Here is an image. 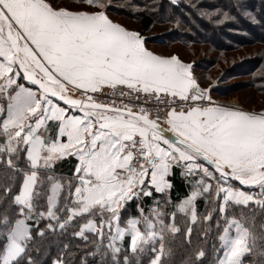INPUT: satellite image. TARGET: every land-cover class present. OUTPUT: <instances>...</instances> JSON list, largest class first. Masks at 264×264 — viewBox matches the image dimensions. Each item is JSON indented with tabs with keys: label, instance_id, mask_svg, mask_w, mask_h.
Returning <instances> with one entry per match:
<instances>
[{
	"label": "snow or ice",
	"instance_id": "snow-or-ice-1",
	"mask_svg": "<svg viewBox=\"0 0 264 264\" xmlns=\"http://www.w3.org/2000/svg\"><path fill=\"white\" fill-rule=\"evenodd\" d=\"M111 3L0 0V264H264V110Z\"/></svg>",
	"mask_w": 264,
	"mask_h": 264
},
{
	"label": "trees",
	"instance_id": "trees-1",
	"mask_svg": "<svg viewBox=\"0 0 264 264\" xmlns=\"http://www.w3.org/2000/svg\"><path fill=\"white\" fill-rule=\"evenodd\" d=\"M62 3L74 6V0ZM237 4L243 7L238 8ZM224 12L231 19L217 24L215 21ZM108 14L129 21L143 35L146 45L168 48L179 44L184 49L194 47L196 55L202 52L204 56L195 64L201 81L211 77L210 71L217 64L220 73L211 78L216 84L224 83L227 77L245 79L240 83L212 85V96L228 98L246 87L252 90L254 104L259 96L264 97V0H180L177 5L171 4V0H112ZM175 184L173 199L187 194L179 178ZM131 211L135 212L134 206ZM50 252L55 255V244L50 246Z\"/></svg>",
	"mask_w": 264,
	"mask_h": 264
},
{
	"label": "rangeland",
	"instance_id": "rangeland-1",
	"mask_svg": "<svg viewBox=\"0 0 264 264\" xmlns=\"http://www.w3.org/2000/svg\"><path fill=\"white\" fill-rule=\"evenodd\" d=\"M109 17L116 21L121 23L122 25H126V27H128L129 29L134 30V26H131L129 24V21H125L123 18L119 19L116 16H111L110 14H108ZM124 25V26H125ZM190 32L189 30H187V33ZM145 46L160 55L163 56H171V55H177L179 57V59L182 62L185 63H193V71L194 74L196 75V77L198 78L199 82L201 83L202 86L207 87L208 85H225V83H231V82H235V83H240L241 81H243L242 78H225V82L222 84L219 83H215V81H213V79H215L218 74L220 73V65H216V67L210 71V78L205 79L203 81L200 80V75H199V70L195 69V64L197 62V60H200L203 56L201 54H203L202 52L199 55H196L194 53V47L190 46L189 49H184L181 46H179V44H174L172 46H169L168 48H163V47H154V46H150V45H146ZM203 49H199L198 51H201ZM197 51V52H198ZM211 54L208 55V57H210ZM195 56V57H194ZM205 78V76H203ZM212 77H214L213 79H211ZM210 80V81H209ZM245 80V79H244ZM240 90H237L234 94H232L230 97L228 98H221V97H217V96H212L213 99L218 102V103H226V104H234L237 107L244 109V110H248V111H262L264 110V97L259 96L258 100H256V103L254 104L252 102L253 98H251V94H252V90L248 89V88H239Z\"/></svg>",
	"mask_w": 264,
	"mask_h": 264
}]
</instances>
